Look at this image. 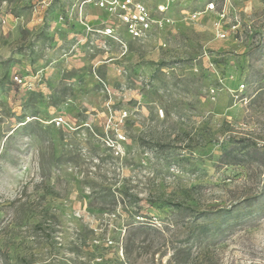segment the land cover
<instances>
[{
    "label": "rangeland",
    "instance_id": "rangeland-1",
    "mask_svg": "<svg viewBox=\"0 0 264 264\" xmlns=\"http://www.w3.org/2000/svg\"><path fill=\"white\" fill-rule=\"evenodd\" d=\"M106 1L0 0V264H264V0Z\"/></svg>",
    "mask_w": 264,
    "mask_h": 264
},
{
    "label": "built area",
    "instance_id": "built-area-1",
    "mask_svg": "<svg viewBox=\"0 0 264 264\" xmlns=\"http://www.w3.org/2000/svg\"><path fill=\"white\" fill-rule=\"evenodd\" d=\"M168 2H175L180 0H167ZM103 5L112 13L117 14L120 21L125 25L126 29L135 37H140L143 33L150 31L154 25H158L151 12L148 10L142 0H107ZM208 10H215V4L210 3ZM161 13L166 12V7L162 5L159 7ZM115 31L114 28H107L106 34L110 35ZM15 80L22 83L20 76L16 75ZM63 121H57L61 124Z\"/></svg>",
    "mask_w": 264,
    "mask_h": 264
}]
</instances>
